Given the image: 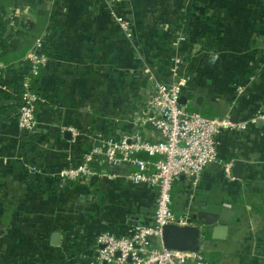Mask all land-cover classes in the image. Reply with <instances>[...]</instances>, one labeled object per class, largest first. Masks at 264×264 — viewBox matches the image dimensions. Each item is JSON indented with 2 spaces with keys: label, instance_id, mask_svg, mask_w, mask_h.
<instances>
[{
  "label": "crops",
  "instance_id": "1",
  "mask_svg": "<svg viewBox=\"0 0 264 264\" xmlns=\"http://www.w3.org/2000/svg\"><path fill=\"white\" fill-rule=\"evenodd\" d=\"M113 9L130 19L133 39ZM0 11L13 28L0 52L10 89L0 92V264H99L101 233L126 236L153 224L157 189L127 180L126 165L99 164L96 175L66 185L34 169L79 165L100 136L140 130L157 140L143 122L145 102L157 80L171 78L174 56L186 62L191 110L236 121L264 112V0H0ZM38 39L49 63L34 83L42 96L37 128L24 133L22 67ZM218 148L234 179L219 165L196 188L178 178L173 210L194 224L210 205L236 210L228 235H205L200 252L214 264H264V121L223 131Z\"/></svg>",
  "mask_w": 264,
  "mask_h": 264
},
{
  "label": "built area",
  "instance_id": "2",
  "mask_svg": "<svg viewBox=\"0 0 264 264\" xmlns=\"http://www.w3.org/2000/svg\"><path fill=\"white\" fill-rule=\"evenodd\" d=\"M110 1L111 0H106ZM112 12L125 34L134 38L130 19L115 9ZM180 41L185 36L179 37ZM28 64L22 72L21 104L17 125L20 130H36L38 120L37 105L42 101L40 92L34 87L35 80L48 66L49 55L45 51L44 39H38L28 52ZM185 61L179 55L172 58L169 69L171 78L157 80L145 102L143 120L159 134L157 140L146 138L140 130L119 138H96V144L84 154L79 165L69 164L60 172L49 174L44 168H35L43 180L60 177L66 185L79 178H90L97 174L91 166L94 163L111 167L126 165L130 168L125 177L136 185H147L157 189L156 207L152 215L153 224H140L134 233L117 236L109 232L98 236L97 258L99 264H214L205 259L200 250L180 251L166 247L162 242L163 231L168 225H193L189 215H177L173 210V191L180 176L187 178L193 187L200 184L204 170L211 165L222 166L226 176L231 174L232 162H224L219 153L218 137L223 131H246L258 120L264 121V112L235 121L230 115L208 116L191 110L186 103L180 102L189 77L183 75ZM4 74L0 72V92H9ZM243 90H239L241 93ZM78 136V130H73ZM145 153L149 159L139 154ZM158 156L157 159H151ZM148 235L158 237L159 243L147 242Z\"/></svg>",
  "mask_w": 264,
  "mask_h": 264
},
{
  "label": "water",
  "instance_id": "3",
  "mask_svg": "<svg viewBox=\"0 0 264 264\" xmlns=\"http://www.w3.org/2000/svg\"><path fill=\"white\" fill-rule=\"evenodd\" d=\"M199 9H202L199 7ZM186 96L180 98V102L186 103ZM234 119V118H233ZM236 121V120H235ZM22 132L28 133L27 129H23ZM66 136L70 137V131H66ZM242 162L235 160L233 163L234 169L241 167ZM235 173V172H234ZM240 177V174H234ZM180 176L179 178H183ZM237 211L227 206L210 205L207 212H199L197 215L198 223L193 225H168L165 227L162 235L161 242L168 248L177 249L180 251L196 252L203 244H206L205 235L212 236V238L223 239L228 235L231 225L234 223V218ZM238 221V220H236ZM217 232H223L224 234L216 235ZM56 239H53L54 244L59 243V234L54 235ZM59 238V239H58ZM148 243L157 245L159 243L158 237L155 235H148L146 237Z\"/></svg>",
  "mask_w": 264,
  "mask_h": 264
},
{
  "label": "trees",
  "instance_id": "4",
  "mask_svg": "<svg viewBox=\"0 0 264 264\" xmlns=\"http://www.w3.org/2000/svg\"><path fill=\"white\" fill-rule=\"evenodd\" d=\"M12 32H13V28L8 24L7 20L5 19L3 11L2 12L0 11V52L8 49L9 41L13 37ZM206 38L210 39L211 37L207 36ZM213 42L210 43L209 45L212 46ZM27 64H28V61H24L22 68L24 69ZM0 72L2 73V71H0ZM98 165H99L98 163H94V164H92L91 167L94 170H97L95 168H98L100 166V165L99 166Z\"/></svg>",
  "mask_w": 264,
  "mask_h": 264
},
{
  "label": "rangeland",
  "instance_id": "5",
  "mask_svg": "<svg viewBox=\"0 0 264 264\" xmlns=\"http://www.w3.org/2000/svg\"><path fill=\"white\" fill-rule=\"evenodd\" d=\"M173 193H174V191H173Z\"/></svg>",
  "mask_w": 264,
  "mask_h": 264
}]
</instances>
